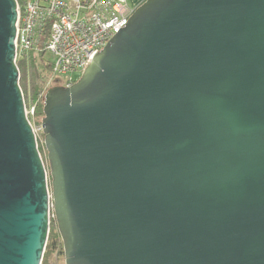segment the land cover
<instances>
[{
    "label": "water",
    "instance_id": "obj_1",
    "mask_svg": "<svg viewBox=\"0 0 264 264\" xmlns=\"http://www.w3.org/2000/svg\"><path fill=\"white\" fill-rule=\"evenodd\" d=\"M0 0V264H264V0H144L45 94L49 167Z\"/></svg>",
    "mask_w": 264,
    "mask_h": 264
},
{
    "label": "built area",
    "instance_id": "obj_2",
    "mask_svg": "<svg viewBox=\"0 0 264 264\" xmlns=\"http://www.w3.org/2000/svg\"><path fill=\"white\" fill-rule=\"evenodd\" d=\"M135 9L129 0H28L23 5L18 3L16 63L27 60L32 51L50 53L53 59L49 61L51 77L47 83L70 87L81 77L93 56L127 23ZM46 29L47 35L44 34ZM58 75L64 78L53 84ZM49 87L45 84L38 99L29 106L25 101L26 114L37 138L36 110Z\"/></svg>",
    "mask_w": 264,
    "mask_h": 264
},
{
    "label": "trees",
    "instance_id": "obj_3",
    "mask_svg": "<svg viewBox=\"0 0 264 264\" xmlns=\"http://www.w3.org/2000/svg\"><path fill=\"white\" fill-rule=\"evenodd\" d=\"M27 1L21 2L20 0H18V3L20 5H23ZM48 33H49L48 29H46L44 34L47 35ZM45 55L46 54L44 51H41V52L32 51L27 60L18 63L20 67V75H21V72L23 71L24 78L25 79L29 78L28 81L30 82L29 92H27L28 94L27 105L28 106L38 99L40 93L43 90L44 82L46 81L45 78L40 75V66L43 64L46 68L51 67L49 61L45 59ZM22 78H23V75H21V79ZM24 97L26 98V93H24ZM43 106H44V102H41L38 105L37 110H36V118H37L36 122L38 124H40V121L42 120V117L44 115ZM54 221L56 224L55 219ZM56 249L59 250V254H62V255L64 254L63 243H62L59 231L51 228L42 264H49L50 255Z\"/></svg>",
    "mask_w": 264,
    "mask_h": 264
},
{
    "label": "rangeland",
    "instance_id": "obj_4",
    "mask_svg": "<svg viewBox=\"0 0 264 264\" xmlns=\"http://www.w3.org/2000/svg\"><path fill=\"white\" fill-rule=\"evenodd\" d=\"M21 2L24 1V0H20ZM45 59L48 60V61H51L53 58H52V55L50 53H47L45 55ZM19 65V64H18ZM20 69V67H19ZM21 75H23V78L21 79L20 77V85L22 87V90L24 93H26V98H25V101L27 103V99H28V94L27 92H29V86H30V82L28 81L29 78H24V72L22 71L21 72ZM40 75L43 76L45 78V82H44V86L43 88L45 87V84L50 86L48 89H50L51 87H55L56 85H49V83H47V81L50 79L51 77V73H50V68H46L43 64L40 66ZM63 75H58L53 81L52 83H56L57 81H61L63 79ZM46 94V92H45ZM45 96V95H44ZM44 102V101H43ZM44 116V115H43ZM43 119V117H42ZM37 118H35L34 120V124H36V128H38L39 130V133H38V142H39V149H40V152H41V155L45 161V164L47 167H49V163H48V160H47V150L44 146V133H43V127H42V120L40 121V124H38L36 122ZM55 216H54V213L53 211L51 210V218H50V221H51V224H50V231H51V228L53 229H57V225L55 224ZM46 251V250H45ZM49 264H65V256L64 254H59V250L56 249L54 252H52V254L50 255V262Z\"/></svg>",
    "mask_w": 264,
    "mask_h": 264
},
{
    "label": "crops",
    "instance_id": "obj_5",
    "mask_svg": "<svg viewBox=\"0 0 264 264\" xmlns=\"http://www.w3.org/2000/svg\"><path fill=\"white\" fill-rule=\"evenodd\" d=\"M24 1H27V0H24ZM144 0H129V3L134 6V7H137L139 6Z\"/></svg>",
    "mask_w": 264,
    "mask_h": 264
}]
</instances>
